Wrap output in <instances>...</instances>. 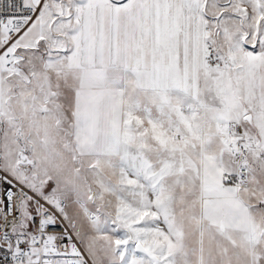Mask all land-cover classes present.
I'll list each match as a JSON object with an SVG mask.
<instances>
[{"label": "snow or ice", "instance_id": "1", "mask_svg": "<svg viewBox=\"0 0 264 264\" xmlns=\"http://www.w3.org/2000/svg\"><path fill=\"white\" fill-rule=\"evenodd\" d=\"M0 264H264V0H0Z\"/></svg>", "mask_w": 264, "mask_h": 264}]
</instances>
